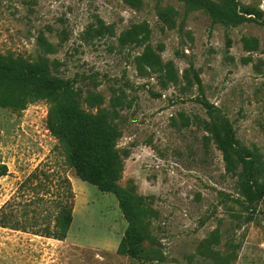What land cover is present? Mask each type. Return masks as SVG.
Segmentation results:
<instances>
[{"label":"rangeland","instance_id":"374dc122","mask_svg":"<svg viewBox=\"0 0 264 264\" xmlns=\"http://www.w3.org/2000/svg\"><path fill=\"white\" fill-rule=\"evenodd\" d=\"M203 1L0 0V51L48 59L109 114L124 157L118 180L84 181L50 101L0 107V264H264V0H234L238 23ZM37 169L72 181L64 239L35 233L54 208L43 175L27 181ZM125 197L139 239L120 253ZM11 202L37 225L4 226Z\"/></svg>","mask_w":264,"mask_h":264},{"label":"trees","instance_id":"16d2710c","mask_svg":"<svg viewBox=\"0 0 264 264\" xmlns=\"http://www.w3.org/2000/svg\"><path fill=\"white\" fill-rule=\"evenodd\" d=\"M202 5L210 9L220 20L238 23L242 18L237 12L234 0H225L222 5L204 0ZM198 82L201 85L200 78ZM98 97L97 94H89L87 99L91 103H103L104 99ZM40 99L51 102L48 124L61 144L65 167L73 168L84 181H88L93 172L111 180H118L123 170L124 157L116 148L118 133L109 120V114L103 109L97 112L86 111L83 108V95L80 89L67 78L55 74L48 59L29 60L0 51V107L23 110L30 103ZM224 141L227 143L226 139ZM7 173V165L1 164L0 177ZM41 175L45 178L44 185L47 187L45 194H51L54 208L51 221L41 230L37 229L35 233L64 239L74 219L76 194L72 181L66 170L65 175H62L55 171L39 169L31 174L27 181ZM41 183L42 181L39 182ZM54 185L56 190L51 188ZM36 195H40V192L29 193L30 199L25 206H29L38 197ZM13 204L12 202L7 204V208H10L8 211L6 207L3 210L1 221L4 226L27 228L37 225L32 222L27 224V217L20 218L15 213ZM122 211L128 226L117 250L120 253H127L135 247L139 236L126 197Z\"/></svg>","mask_w":264,"mask_h":264},{"label":"crops","instance_id":"0c3cea01","mask_svg":"<svg viewBox=\"0 0 264 264\" xmlns=\"http://www.w3.org/2000/svg\"><path fill=\"white\" fill-rule=\"evenodd\" d=\"M77 205V204H76ZM74 214H75V210H74ZM74 220V219H73Z\"/></svg>","mask_w":264,"mask_h":264}]
</instances>
